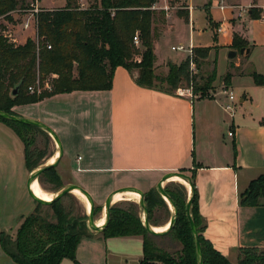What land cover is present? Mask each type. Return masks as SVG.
I'll list each match as a JSON object with an SVG mask.
<instances>
[{
	"label": "crops",
	"instance_id": "crops-1",
	"mask_svg": "<svg viewBox=\"0 0 264 264\" xmlns=\"http://www.w3.org/2000/svg\"><path fill=\"white\" fill-rule=\"evenodd\" d=\"M183 1L193 7L191 11L175 12L176 18L170 20L174 11L171 10L169 15L165 14V21L154 24L156 63L163 65L166 75L168 60L179 64L188 54L174 50L173 46L211 47L199 69L205 74L216 68L211 95L190 97L144 87L135 80L136 70L131 72L118 66L110 89L59 93L16 105L13 110L49 125L61 140L63 153L60 155L52 137L53 151L43 157L38 167L48 164L58 152L56 168L63 177L66 174L89 191L103 211L107 198L115 191L136 188L146 192L157 188L167 173L184 172L191 176L194 172L199 214L204 224L202 234L213 248L237 264L241 249H264V204L241 203V194L250 182L264 175V111L257 116L239 115L237 120L231 116L230 121L224 109L228 97L222 93V85L224 75L230 72L232 78L227 87L233 93L245 77L247 87L264 86L257 85L251 75L254 70L262 74L259 71L264 54L261 17L264 0H210L202 5L203 16L192 0ZM42 2L38 1V6L52 8ZM65 4L66 0L59 6ZM212 4L216 16L211 11ZM222 5L225 7L221 8ZM240 5L245 10L236 7ZM175 33L180 36L169 43L173 52L162 50L161 38ZM235 34L247 41L248 46L243 48H249V53L241 54L233 46ZM231 50L238 51V55L230 58ZM249 100L253 106V99L244 90L239 102L244 105ZM255 106L258 108L259 104ZM228 127L231 140L225 135ZM32 171L25 162L22 140L13 128L0 121V232L6 231L14 237L22 217L37 209L32 197L31 203L27 199V212L19 207L20 197L11 206L9 200L14 202V197L9 199L4 193L9 184L22 187ZM88 231L89 235L77 247L81 264H141V235L105 238L102 231L90 227ZM4 255L8 256L0 246V257Z\"/></svg>",
	"mask_w": 264,
	"mask_h": 264
},
{
	"label": "trees",
	"instance_id": "trees-1",
	"mask_svg": "<svg viewBox=\"0 0 264 264\" xmlns=\"http://www.w3.org/2000/svg\"><path fill=\"white\" fill-rule=\"evenodd\" d=\"M40 1V0H34ZM160 0H92L83 6L81 0H66L60 8L38 7L36 17V38L28 37L17 44L6 33V26L0 24V110L19 115L16 105L37 102L55 94L75 90H107L112 87L115 69L123 66L129 71H137L136 82L144 87L176 92L186 82L193 87L195 96H208L214 89L216 68L207 73L191 72L190 56L181 63L169 62L166 75L155 73L156 53L154 32L156 21H165V11L153 9ZM27 0H0V17L13 21V12L31 10ZM35 4V3H32ZM180 12V11H179ZM182 12V11H181ZM188 19V15H184ZM138 32L143 46L141 59H136L137 48L133 38ZM51 46V47H49ZM233 46L237 49L248 46L246 40L235 34ZM211 47H194L193 61L201 68ZM200 71V70H199ZM257 85L264 84V76L255 70L251 72ZM232 73L224 75L226 85L230 84ZM40 82L47 81L51 89L41 92L29 90ZM21 83L17 95H12L14 87ZM166 84L167 86L160 85ZM0 121L14 129L24 144L25 162L29 170L41 164L45 155L30 151L35 144V133L47 136L44 129L28 123L0 117ZM56 166L50 167L39 176L44 187L45 179L57 178ZM194 179V172L191 175ZM60 189V186L58 187ZM168 196L178 208L174 225L165 233L154 235L144 225L141 205L136 201L123 200L114 203L110 209V219L102 230L105 238L113 236L141 235L143 237V257L141 264H199L196 244L192 233L186 206L188 189L182 183L171 181L165 186ZM71 193H67L69 196ZM264 198V175L252 180L241 194L243 205H261ZM148 220L151 225L160 223L164 209L167 223L171 217L168 202L156 187L145 192ZM38 203L35 212L22 217L16 235L0 232V246L14 264H61L65 258L73 264H81L77 259V247L89 235L86 213L76 214L63 203V197L50 204ZM53 210V219L42 215L39 206ZM99 207V206H98ZM144 212V210H143ZM192 213L197 224L203 250L204 264H234L213 248L202 234L203 221L199 214L198 193L195 189ZM96 214V208H95ZM102 218L99 222L101 224ZM156 238L169 239L167 247L159 245ZM177 244L181 247L177 248ZM257 248L241 249L237 264H248L244 252H254Z\"/></svg>",
	"mask_w": 264,
	"mask_h": 264
},
{
	"label": "rangeland",
	"instance_id": "rangeland-1",
	"mask_svg": "<svg viewBox=\"0 0 264 264\" xmlns=\"http://www.w3.org/2000/svg\"><path fill=\"white\" fill-rule=\"evenodd\" d=\"M27 1L29 3H31L30 4L31 6H32V3L37 2V1L35 2L34 0H27ZM83 1H85V5L92 3V0H83ZM192 1L195 5H198L197 10H201L200 13L203 16L204 15V9H202V5L208 4L210 2V0H192ZM42 3L44 5L52 7V8H60L63 6H59V5L64 4L65 0H43ZM171 5L174 8L172 10H174V11L172 12L173 15L168 18L170 20L176 18L175 12L183 11L185 9L190 11L186 7V6H189V4H187V2H184L183 0H172ZM40 7H42V6H40ZM210 7H211L212 13L214 14V16H216L217 11L215 9L214 4H212ZM45 8H48V7H45ZM52 8H50V9H52ZM205 11H206V9H205ZM35 13L36 12H33L32 9H31V11L30 10H25V11L20 10L18 12H13L12 13L13 21L8 22L4 18L0 17V24H4L6 26V28H7L6 33L9 35L10 39L15 41V43H17V44L24 43L28 37L36 38L37 31H36ZM207 16L210 17L208 13H207ZM27 22L29 23V26L25 27V23H27ZM136 34L139 36L138 32ZM179 36H180L179 33H175L174 35H171V34L167 35L166 38H161L160 48L162 50L164 49V50L172 53L173 51H171L169 43L171 40L177 39V37H179ZM135 47L137 48V54H136L135 58L141 59V53L140 52L143 51L141 39H140V44L138 46L135 45ZM161 49H160V51H162ZM187 57H189L188 54H187ZM169 62L170 61L168 60L167 63H169ZM260 67L262 68V71H259V72H261L264 76V54H262ZM155 73L157 75H163L165 73L163 65H159V64L157 65V63L155 62ZM197 73H200L199 68H198ZM247 81H248V79H246V77H245L244 80L241 81V84L237 87H234V89H233V91L235 93V97H236V101H235V105H234L235 111L233 114H231L230 112L227 111V114H226L227 119H229L230 121L232 118L231 116H235L236 120H237L239 115L253 114L254 116H257V114H259L261 110L264 111V86H259V88L255 86L257 89L254 88L253 86L247 87L245 85V83L248 84ZM47 83L48 82L46 81L42 85V87H40V82L37 81L36 84L32 85V86H34L36 88H40L42 91L43 89H47L46 88ZM159 84L167 86L166 84H162V83H159ZM180 87H190V86L186 82H184V83H182V86H180ZM192 89H193V87H192ZM244 90L246 93H249L250 97L253 99V101H254L253 106H251V100L246 102L244 105L240 104L239 97ZM211 94H212V91H209L208 95H211ZM256 103L259 104L258 108H256V106H255ZM236 124H237V121H236ZM228 130H231V129H229V127L226 128L225 129V135L227 134L226 138L228 140H231V137H229L228 133H227ZM34 137H35V144L30 146V151L31 150L36 151L37 153L40 152V153H42L41 155H45V156L53 151V146L51 145V142L50 143L47 142L48 140H47L46 135L35 133ZM51 138H52V136H51ZM52 140H53V138H52ZM57 173H58L57 178L44 180V187H45L46 191L53 192L56 195V193L61 188H64L70 184H77V183L73 182V180L71 181L69 179V177L66 176V174L63 177V174L58 169H57ZM21 181L24 182L25 179H21ZM171 181L172 180H169L165 184V186L168 183H170ZM7 186H8L7 191L4 190L5 197H6V194L8 195L7 197H9V199L11 197H14V202L9 200V204L11 206L13 204L16 205L17 197H20L19 198V207L24 212H27V208H28L27 199H29V201H30L29 203H31V200H30L31 196L29 195V192L27 189V182H25L24 185H22V187H21V185H18L17 183L16 184L15 183L9 184ZM18 186H20V187H18ZM59 186H60V189H58ZM51 194H49V195H51ZM49 195H46V196H49ZM66 195L63 196V203L68 209H72L74 211V213H76V214H82L84 212L88 215V212L86 210V202L80 201L79 198L74 195V193L69 194V196H66ZM23 196L26 198H23ZM123 200L136 201L139 203V201L136 198H127L126 197V198L120 199L119 201H123ZM261 200H263L262 202H264V198ZM37 205H38V203H37ZM168 205H169V209L171 211L170 213H171V217H172V215L174 214V209L170 208V203H168ZM95 208H96V214H94V217L97 218V220H98L100 217H102L105 214V211H103V209L101 207H98L96 204H95ZM39 211L42 215L48 217L49 219H53V210L50 207H47L45 205L39 206V209L37 212H39ZM141 212L143 213V208L141 209ZM158 214L162 215V218L160 219V223L163 224L162 226H164L165 224H167L170 221L169 220L167 223H164L167 219V215H166V212L164 211V209H161L158 212ZM171 217H170V219H171ZM4 218H6V217H4ZM87 225H88V221H87ZM9 234H11V233H9ZM155 241L159 245L167 247V244L169 243L170 240L169 239L156 238ZM180 247L181 246L179 244H177V248H180ZM241 256H242V258L248 257V260H249L248 264H264V249H258L254 252H244ZM10 262H12V261L8 256L4 255V256L0 257V264H10ZM69 262H70L69 259H65L63 264H67Z\"/></svg>",
	"mask_w": 264,
	"mask_h": 264
},
{
	"label": "water",
	"instance_id": "water-1",
	"mask_svg": "<svg viewBox=\"0 0 264 264\" xmlns=\"http://www.w3.org/2000/svg\"><path fill=\"white\" fill-rule=\"evenodd\" d=\"M239 52L241 54H244L245 52L246 53H249V48H242V49H240ZM237 55H238V51H236V50H231L229 52V57L230 58H234ZM20 88H21V83H18L14 87V89L12 90V95H17L19 93ZM0 117L6 118V119H9V120H13V121H19V122H23V123L33 124V125H36V126L42 128V129H44L57 142L58 147H59L60 155L63 153V146H62V143H61V140H60L58 134L49 125L45 124L44 122H41V121L36 120V119H31V118H28V117L20 116V115L10 114V113L5 112L3 110H0ZM58 162H59V159H56L54 162L49 163V164H46V165H44L42 167H38V168L34 169L30 173L29 178L27 180V189H28L29 195L35 201H37L39 203H42V204H50L54 200H57V199L63 197L65 194L72 193L73 190H75V189L81 190L87 196V198L89 199V201L91 203V209L88 212V218H87L88 226L93 231H96V232H101L106 227L107 223L109 222V219H110V209H111V206L113 205L112 202H113V199H114L115 195L118 192H125V191H129V190L136 191V192L140 193V195H141L140 205H141V207L144 210V212H143V214H144L143 221H144V225H145L146 229L148 230V232H150L151 234H154V235H159V234H163V233L167 232L174 225V223L176 222L179 211H178L177 206L173 202V200H171V198L168 196V194H167V192L165 190L164 183L166 181L170 180V178L172 176H175V175L180 176V177L186 179L190 183L191 190H192V194L188 198V202H187V206H186L187 216H188L189 221H190L192 233H193L194 240H195V244H196V251H197V256H198V262H199V264H204L203 250H202V246H201L200 235H199L198 228H197V224L195 222V219H194V216H193V213H192V202H193V196L195 194V184H194V181H193V179H192V177L190 175H188V174H186L184 172H171V173L165 174L162 177V179L158 182L157 189L162 194V196L164 197V199L167 200L168 202H170L173 205L174 214L172 215V217H171V219L169 221V227L165 231H156L155 230V227H153L149 223V220H148V208H147V205H146V202H145V192L142 191V190H140V189H136V188H125V189H120L118 191L113 192L107 198V200H106V203H105L106 221L102 225H98L96 223V221H95V217H94V214H95V203H94L93 197L91 196V194L89 193V191H87L85 188H83L82 186H80L78 184H70V185H68V186H66L64 188H61L51 200H45V199H42V198L38 197L34 193V191L32 190V184H33V182L36 179H38V176L42 172H44L46 169H49L50 167L56 166L58 164Z\"/></svg>",
	"mask_w": 264,
	"mask_h": 264
},
{
	"label": "built area",
	"instance_id": "built-area-1",
	"mask_svg": "<svg viewBox=\"0 0 264 264\" xmlns=\"http://www.w3.org/2000/svg\"><path fill=\"white\" fill-rule=\"evenodd\" d=\"M83 6H85L84 3H81ZM33 8H32V11L33 12H38L39 11V6H38V1L35 3V4H32ZM190 11L192 10V6L189 5V6H186ZM225 6L222 5L221 8H224ZM236 7H239L240 10H245V8L240 5V6H236ZM153 9H160V10H164L166 12L167 15L170 14V11L172 9H174L172 7V5L169 3L168 0H160L159 2L155 3L154 6H153ZM31 11V10H30ZM261 17L264 19V7L262 9V12H261ZM29 26V23H25V27H28ZM133 41H134V44L136 46H138L140 44V38L139 36L136 34L133 38ZM51 47V46H49ZM173 49L174 50H178V51H185L189 54L191 60H190V68H191V72L193 74L197 73L198 71V68L196 67V64L195 62L193 61V56H194V47L192 45L190 46H186L184 44H179V45H176V46H173ZM46 88L47 89H51L52 86L50 83H47L46 85ZM36 89V87L34 86H30L29 87V90L31 92H34ZM37 91L38 92H41V89L40 88H37ZM193 89H192V86L190 87H179L177 90H176V93L180 94V95H189L190 97H194L195 94L194 92H192ZM222 93L225 94L227 97H228V101L224 104V109L228 112H230L231 114L234 113L235 111V101H236V97L234 95V93L232 91H230L227 87V85L225 83H223L222 85ZM233 133L230 132V135H232Z\"/></svg>",
	"mask_w": 264,
	"mask_h": 264
},
{
	"label": "bare ground",
	"instance_id": "bare-ground-1",
	"mask_svg": "<svg viewBox=\"0 0 264 264\" xmlns=\"http://www.w3.org/2000/svg\"><path fill=\"white\" fill-rule=\"evenodd\" d=\"M57 156H58V152L53 156L52 159H50L48 161V164L54 162L56 160ZM40 167H42V166H40ZM170 180L177 181V182H180L183 185H185L186 188L188 189V198L191 196V194H192L191 186H190V183L186 179H184V178H182L180 176L175 175V176H172L170 178ZM32 190L34 191V193L38 197H40L42 199H45V200H51L54 197V195H55L53 192H49V191H46L45 189H43V187L40 186V183H39V180L38 179H36L33 182V184H32ZM72 193H74V195L77 196L80 201L86 202L87 212H89L90 209H91V203H90L89 199L87 198V196L81 190H79V189L73 190ZM49 194H51V195H49ZM46 195H49V196H46ZM126 197L127 198H136L139 201V203L141 202V195H140V193H138L136 191H125V192H118L115 195L114 199H113V203H117L120 199L126 198ZM115 201H117V202H115ZM170 208L171 209L173 208V205L171 203H170ZM142 217L144 219V214L143 213H142ZM101 218H102V221H101V224H99ZM105 221H106V215L104 214L102 217H100L96 221V223L98 225H102L103 223H105ZM168 227H169V223L167 224V226H164L162 228H156L155 227V230L156 231H165Z\"/></svg>",
	"mask_w": 264,
	"mask_h": 264
}]
</instances>
